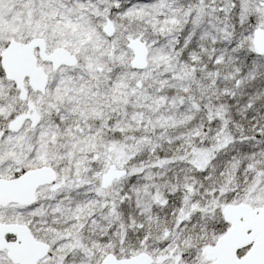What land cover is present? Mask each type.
<instances>
[{"label": "snow or ice", "instance_id": "1", "mask_svg": "<svg viewBox=\"0 0 264 264\" xmlns=\"http://www.w3.org/2000/svg\"><path fill=\"white\" fill-rule=\"evenodd\" d=\"M0 264H264V0H0Z\"/></svg>", "mask_w": 264, "mask_h": 264}]
</instances>
